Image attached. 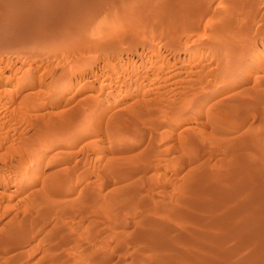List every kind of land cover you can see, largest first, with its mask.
Listing matches in <instances>:
<instances>
[{
	"label": "rangeland",
	"instance_id": "rangeland-1",
	"mask_svg": "<svg viewBox=\"0 0 264 264\" xmlns=\"http://www.w3.org/2000/svg\"><path fill=\"white\" fill-rule=\"evenodd\" d=\"M259 157L264 0H0V264H255Z\"/></svg>",
	"mask_w": 264,
	"mask_h": 264
},
{
	"label": "bare ground",
	"instance_id": "bare-ground-1",
	"mask_svg": "<svg viewBox=\"0 0 264 264\" xmlns=\"http://www.w3.org/2000/svg\"><path fill=\"white\" fill-rule=\"evenodd\" d=\"M83 1H84V0H83ZM147 1H148V0H147ZM85 2H86V1H85ZM126 2H127V1H126ZM149 2H150V1H149ZM194 2H195V1H194ZM89 4H90V3H89ZM147 4H148V3H147ZM134 5H135V4H134ZM98 8H100V7H98ZM83 9H84V8H83ZM12 10H13V9H12ZM141 10H142V9H141ZM69 11H70V10H69ZM139 11H140V10H139ZM133 12H134V11H133ZM161 12H162V11H161ZM175 12H176V11H175ZM167 13H168V12H167ZM132 14H133V13H132ZM5 15H6V14H5ZM8 15H9V14H8ZM116 15H117V14H116ZM118 15H119V14H118ZM14 16H15V15H14ZM66 17H67V16H66ZM117 17H118V16H117ZM145 17H146V16H145ZM129 18H130V17H129ZM149 19H150V18H149ZM244 19H245V18H244ZM27 20H28V19H27ZM139 20H140V19H139ZM22 21H23V20H22ZM9 22H11V21L9 20ZM132 22H133V21H132ZM153 23H154V22H153ZM188 23H189V22H188ZM7 24H8V23H7ZM74 24H75V23H74ZM76 24H77V23H76ZM27 25H28V24H27ZM67 25H68V24H67ZM11 27H12V26H11ZM50 27H51V26H50ZM69 28H70V27H69ZM103 29H104V28H103ZM117 29H118V28H117ZM125 29H126V28H125ZM125 29H124V30H125ZM105 30H106V29H105ZM158 30H159V29H158ZM131 31H132V30H131ZM150 32H151V31H150ZM150 32H149V33H150ZM159 32H160V31H159ZM81 34H82V33H81ZM158 34H159V33H158ZM37 35H38V34H37ZM216 35H217V34H216ZM79 36H80V34H79ZM218 36H219V35H217V37H218ZM89 37H90V36H89ZM215 37H216V36H215ZM62 38H63V37H62ZM146 38H147V36H146ZM60 40H61V39H60ZM107 40H108V39H107ZM211 40H212V38H211ZM76 41H77V40H76ZM141 41H142V40H141ZM87 42H88V41H87ZM137 42H138V41H137ZM139 42H140V41H139ZM64 43H65V42H64ZM170 43H171V41H170ZM61 44H62V43H61ZM133 44L136 45V43H131L130 45H133ZM173 44H174V43H173ZM54 46H55V45H54ZM171 46H172V45H171ZM61 47H62V46H61ZM38 50H39V49H38ZM59 50H60V49H59ZM61 52H62V51H61ZM240 55H241V54H240ZM84 56H85V55H84ZM242 56H244V55H242ZM85 57H86V56H85ZM244 57H245V56H244ZM239 58H240V57H239ZM242 61L245 63V61H246L245 58L241 57L240 59H238V62H241V63H242ZM65 79H66V78H65ZM251 103H252V102H251ZM260 115H261V114H260ZM254 148H255V147H254ZM236 154H237V153H236ZM251 154L253 155V154H255V152H253V153H251ZM256 154H258L257 151H256ZM256 154H255V156H257ZM260 154H261V153H260ZM258 155H259V154H258ZM246 156H248V155H245V157H246ZM250 156H251V155H250ZM253 156H254V155H253ZM253 156H252V157H253ZM259 156H260V155H259ZM252 157H250V160H248V161L253 160ZM251 158H252V159H251ZM257 158H258V156H257ZM259 158H261V157H259ZM242 159H243V158H242ZM248 159H249V158H248ZM254 159H256V157H255ZM261 160H264V158H261ZM261 160H260V161H261ZM248 161H243V162L241 161V163H238V164H240V166H241V164L243 165L245 162H248ZM260 161L257 159L256 162H258V165H259ZM253 162H254V161H252L251 163L254 165V163H256V162H254V163H253ZM261 162H262V161H261ZM249 163H250V162H249ZM249 163H247V166H248V167H250V166L252 165V164H251V165L249 166V165H248ZM245 164H246V163H245ZM261 164H263V163H261ZM261 164H260V167L262 168V166H264V165L261 166ZM235 165H236V164H235ZM253 165L251 166V170H253V169H252ZM243 166H244V165H243ZM243 166H241V167H243ZM247 166H246V167H247ZM237 167H238V166H237ZM248 167H247V168H248ZM254 167H255V166H254ZM256 167H258V166L256 165ZM244 168H245V166L243 167V169H244ZM236 169L239 170L240 167H238V168H236ZM243 169H240V170H243ZM254 169H255V168H254ZM256 169H258V168H256ZM259 169H260V168H259ZM245 170H248V169L245 168ZM263 170H264V168H263ZM263 170H262V171H263ZM259 171H261V169H260ZM243 172H244V171H241V173H243ZM256 172H258V170H256ZM256 172H255V170H254V173H256ZM234 173L236 174V171H235ZM234 173H233V174H234ZM238 173H240V172L237 171V174H238ZM260 173H261V172H260ZM260 173H258V174H260ZM213 174H214V173H213ZM233 174H231V176H232ZM235 174H234V175H235ZM246 174H248V173H246ZM252 174H253V171L251 172V174L248 175V176H249V178H248V176H246L245 173H244L245 177H247V179H249L250 181H251L250 178L253 176ZM258 174H256V175H258ZM234 175L232 176V181H233V177H234V180H235L236 178L238 179V177H239V179H240V178L243 179L242 174H239L238 177H236V178H235ZM240 175H241V177H240ZM254 175H255V174H254ZM228 176H230V175H228ZM250 176H251V177H250ZM260 176H262V174H260ZM263 176H264V173H263ZM255 177H256V176H255ZM211 178H213V177H211ZM211 178H210V179H211ZM230 178H231V177H230ZM260 178H261V177H260ZM224 179H225V178H224ZM224 179H223V180H224ZM228 179H229V177H228ZM239 179H238V180H239ZM258 179H259V178H258ZM258 179H257V180H258ZM218 180H219V179H218ZM226 180H227V178H226ZM226 180H225V181H226ZM238 180H237V181H238ZM245 180H246V179H245ZM253 180H256V179H254V177H253ZM263 180H264V179H263ZM209 181H210V180H209ZM235 181H236V180H235ZM235 181H233V184H234ZM239 181H240V180H239ZM246 181H247V180H246ZM250 181H249V182H250ZM260 181H262V180H260ZM228 182L230 183L229 186H231V182H230V181H228ZM240 182H243V181H240ZM251 182H252V181H251ZM254 182H255V181H253L252 183L254 184ZM256 182L258 183V181H256ZM220 183H221V182H220ZM226 183H227V182H225L224 184H226ZM235 183H236V182H235ZM244 183H245V182H244ZM257 183H256V184H257ZM259 183H260V182H259ZM227 184H228V183H227ZM242 184H243V183H242ZM242 184H241V189H244V187H242ZM245 184H246V183H245ZM247 184H248V183H247ZM247 184H246V186H248V187H250V188H251V186H253V184H252V185L250 184V186L247 185ZM263 184H264V183L259 184V186H256L257 188H255V187L253 186L252 188H253V189L255 188L254 191H253V193H254V197H253L251 194H249V193H250V190H249V192H247L249 196H247L245 200L247 201V198H248V197L251 198V196H252L254 199H258V201L260 200L261 202H260V201H259V202L262 203L263 207H260L261 205H260V206L257 205V206H259V207H258L259 210H261L260 208H263V209H262V210H263L262 212L264 213V185H263ZM218 185H219V184H218ZM222 185H223V184H222ZM235 185H236V184H234V186H235ZM237 185H238L239 188H240L239 183H237ZM189 186H190V185H189ZM201 186H202V185H201ZM206 186H207V185H206ZM206 186H205V187H206ZM214 186H215V184H214ZM243 186H244V185H243ZM246 186H245V188H246ZM212 187H213V186L211 185V188H212ZM208 188H209V187H208ZM213 188H214V187H213ZM213 188H212V189H213ZM215 188H216V187H215ZM215 188H214V189H215ZM217 188H218V187H217ZM228 188H229V187H228ZM250 188H248V189H250ZM184 189H185V188H184ZM184 189H183V190H184ZM197 189H198V188H197ZM205 189H207V188H205ZM225 189H227V185H226ZM225 189H222V190H225ZM231 189H232V187H230V192L232 191ZM233 189L235 190V191L233 190V191H234L233 193H230L229 196L227 195L228 197L225 196L227 199H229V201L232 200V202L236 201V199H235L236 197H235V196L238 195V197H239V194L242 193V192H240V191H239L240 193L238 192V190H239L238 187H237L238 190H237L235 187H234ZM253 189H252V190H253ZM210 190H211V189H210ZM216 190H217V189H216ZM236 190H237V191H236ZM246 190H247V189H246ZM194 191H195V190H194ZM203 191H204V190H203ZM208 191H209V190H208ZM211 191H212V190H211ZM213 191H214V190H213ZM228 191H229V190H228ZM244 191H245V190H244ZM247 191H248V190H247ZM185 192H186V191H185ZM200 192H201V194H202V191H200ZM214 192H215V191H214ZM216 193H217V192H215V194H213V192H212L213 197H214L213 199H216V201H218L217 204L219 203V201H220L221 198H222V200H223L224 203H225V200H226V199H225V200L223 199V198H225V197H223L222 193L219 192V188H218V193H219V194H218V193L216 194ZM247 193H245V196H246ZM251 193H252V191H251ZM180 194H181V193H180ZM182 194H183V193H182ZM197 194H198V193H197ZM212 194H209V195H212ZM225 194H226V193H225ZM243 194H244V193H243ZM243 194H242V195H243ZM186 195H187V194H186ZM207 195H208V194H207ZM240 195H241V194H240ZM211 197H212V196H211ZM238 197H237V198H238ZM205 198H206V197H205ZM243 198H244V197H242V199H243ZM206 199H207V198H206ZM213 199H212V200H213ZM234 199H235V200H234ZM242 199H238L239 202L236 201L234 204H236V203L240 204V203H241L240 200H241V201L244 200V199H243V200H242ZM207 200H208V199H207ZM207 200H204V202L206 201V204H207V203L209 204V202L212 201V200H210V198H209V200H210L209 202H208ZM222 200H221V201H222ZM245 200H244V203H243V204H246V205H247V203H246ZM249 200H250V199H248V201H249ZM251 200H252V198H251ZM251 200H250V201H251ZM198 201H200V200H198ZM201 201H202V204H203V205H202L201 203H200V204H199L198 202H197V203L199 204V206H200V205L204 206L203 200H201ZM201 201H200V202H201ZM213 201H214V200H213ZM216 201H215V202H216ZM221 201H220V202H221ZM226 201H227V200H226ZM229 201H228V202H229ZM248 201H247V202H248ZM255 201H256V200H255ZM258 201H257V202H258ZM252 202H253V201H252ZM259 202H258V204H259ZM210 203H211V202H210ZM221 203H222V202H221ZM224 203H222V204H224ZM250 203H251V202H250ZM195 204H196V203H195ZM206 204H205V205H206ZM211 204H212V203H211ZM211 204H210V205H211ZM213 204H214V203H213ZM228 204H229V203H228ZM228 204H227V207H228ZM234 204H232V205H234ZM241 204H242V203H241ZM243 204H242V205H243ZM185 205H186V204H185ZM214 205H216V204H214ZM229 205H231V204H229ZM246 205H245V207H246ZM248 205H249V204H248ZM248 205H247V206H248ZM252 205H253V203H252ZM188 206H189V205H188ZM195 206H197V204H196ZM202 206H200V207L202 208ZM206 206H207V205H206ZM211 206H212V205H211ZM222 206H223V205H222ZM236 206H238V205L233 206L232 210H234V207H236ZM193 207H194V206H193ZM193 207H192V208H193ZM208 207L210 208V206H208ZM212 207H213V206H212ZM214 207H215V206H214ZM214 207H213V208H214ZM218 207H219V206H218ZM225 207H226V206H225ZM225 207L223 206V208H225ZM243 207H244V206H243ZM243 207L241 206V207H240L241 209H240V208H236V209H238V210L240 209L239 213H240L241 211H247V210H246L247 208L242 209ZM250 207H254V206H251V205H250ZM203 208L205 209L206 207H203ZM203 208H202V211L204 210ZM215 208H217V207H215ZM223 208H221V210H222ZM229 208H230V210H231V207H229ZM248 208H249V206H248ZM199 209H200V208H199ZM199 209H198V210H199ZM211 209H212V208H211ZM254 209H255V208H254ZM256 209H257V208H256ZM256 209H255V210H256ZM132 210H133V209H132ZM192 210H193V209H192ZM200 210H201V209H200ZM215 210H216V209H215ZM215 210H214L213 212H215ZM221 210L219 209V211H221ZM223 210H224V209H223ZM227 210H229V209L226 208V210H225L226 212H223V213L226 214V213H227ZM238 210H237V211H238ZM259 210H258V211H259ZM155 211H156V210H155ZM206 211H207V210H206ZM206 211H205V212H206ZM216 211H217V210H216ZM234 211H235V210H234ZM252 211H254V210H252ZM256 211H257V210H256ZM256 211H255V212H256ZM200 212H201V211H200ZM217 212H218V211H217ZM232 212H233V211H232ZM232 212H230V213H232ZM235 212H236V211H235ZM247 212H248V211H247ZM182 213H183V212H182ZM185 213H186V212H185ZM190 213H191V212H190ZM190 213H189V214H190ZM201 213H202V212H201ZM203 213H204V212H203ZM203 213H202V214H203ZM211 213H212V212H211ZM211 213H210V214H211ZM215 213H216V212H215ZM215 213H214V215H215ZM219 213H220V212H219ZM221 213H222V212H221ZM223 213H222V215H220L219 217L223 216ZM233 213H234V212H233ZM239 213H236V215H238ZM241 213L243 214V212H241ZM241 213H240V214H241ZM249 213H250V212H249ZM249 213H248V214H249ZM251 213L253 214V212H251ZM258 213H259V212H258ZM163 214H164V213H163ZM216 214H217V213H216ZM227 214H228V213H227ZM227 214H226V215H227ZM234 214H235V213H234ZM256 214H257V212H256ZM256 214H255V216H253L254 214H253L252 216L255 218V217H256ZM261 214H262V213H261ZM261 214H259L258 217H260ZM177 215H178V214H177ZM207 215H208V214H207ZM211 215H212V214H211ZM211 215H210V216H211ZM217 215H218V214H217ZM217 215H216V216H217ZM243 215H244V214H243ZM199 216H200V215H199ZM199 216H198V217H199ZM224 216H225V215H224ZM229 216H231V215L229 214ZM234 216H235V215H233V216H231V217H234ZM239 216H240V215H239ZM239 216H236V217H239ZM250 216H251V215L249 214V215L246 216V217H248V219H249ZM202 217H203V215H202L200 218H202ZM206 217H207V216H206ZM236 217H235V218H236ZM258 217L256 218L257 220L255 219V221H256L255 224H254V223L252 224V222H251V224H246L245 219H243V220H244V222H245V225H247V226H249V225H251V226L254 225V226L251 227V228H253V229H257V230H258V231H256V234H257V232H262V238H261V239H258V240H257L258 237H257V238H254V239H250V237L253 238V237H256V236H252V234H251V235L249 236V238H248V237L246 236V233H247L246 231H248V229H247L246 231H245V230H242L243 232H244V231L246 232V233H244L246 238L244 239V238H243L244 236H243V237H242L243 239L241 238V240H239V244H240V246H246V245L248 246V245H250V249H252L251 246H253V247L256 248L257 250H259V248H261V247H262V248L264 247V218H262V220H260L261 217H260V219H259ZM262 217H263V216H262ZM192 218H193V219H197V218L194 217V215H193ZM207 218H208V217H207ZM216 218L219 219L218 217H216ZM222 218H223V217H222ZM222 218H221V219H222ZM224 218H226V217H224ZM242 218H243V217H242ZM244 218H245V217H244ZM185 219H186V217H185ZM190 219H191V217H190ZM193 219H192V220H193ZM210 219H211V220H214V217H213V219H212L211 217H209L208 220H205V219H204L205 221H203V222H204V223H206V222L211 223V222H210V221H211ZM227 219L229 220L230 218L228 217ZM258 219L260 220V222H259ZM197 220H200V219H197ZM228 220H226V221H228ZM234 220H235V219H234ZM236 220H238V219H236ZM251 220H254V219H251ZM216 221H217V220H216ZM224 221H225V220H224ZM224 221H223V222H224ZM226 221H225V223H226ZM230 221H231V220H229L228 223H229ZM257 221H258V222H257ZM191 222H192V221H191ZM194 222H196V220H195ZM203 222H202V223H203ZM217 222H221V223L223 224V222H222L221 220H220V221H217ZM232 222H234V221L232 220L231 223H232ZM240 222H243V221H241V219H240ZM240 222H238V223L240 224ZM204 223H203V224H204ZM212 223H213V222H212ZM234 223H236V222H234ZM234 223H233V224H234ZM247 223H248V222H247ZM200 224H201V223H200ZM206 224H208V223H206ZM206 224H205V225H206ZM218 224H219V223H218ZM222 224H220V225H222ZM201 225H202V224H201ZM208 225H209V224H208ZM210 225H212V224H210ZM215 225H216V224H215ZM215 225L213 224L212 226H215ZM235 225H236V224H234V226H235ZM242 225H243V223L241 224V226H242ZM223 226L225 227L226 225H223ZM223 226H222V228H223ZM228 226H229V224H228ZM237 226H238V225H237ZM241 226H239V227H241ZM153 227H154V226H153ZM165 227H167V226H165ZM208 227H210V226H208ZM217 227H218V226H217ZM220 227H221V226H220ZM220 227H219V228H220ZM229 227H230V226H229ZM235 227H236V226H235ZM235 227H234V228H235ZM205 228H206V227H205ZM232 228H233V227H232ZM234 228H233L232 230L230 229L231 231L226 233V232H225V231H226V227H225V231H224V232L226 233V241H227V243H229L228 241H231V240L233 239V238H232L233 235H234L233 233H235V232L237 233V230H239L238 232H240V229H241V228L245 229L246 226H243V227H241L240 229H238V227H237V230H236V231L234 230ZM248 228H250V226H249ZM153 229H154V228H153ZM159 229H160V228H159ZM192 229H193V228H192ZM198 229H199V228H198ZM210 229H211V228H210ZM213 229H214V227H213ZM215 229H216V228H215ZM253 229H252V230L249 229V230L253 231ZM162 230H163V229H162ZM165 230H166V228H165ZM228 230H229V229H228ZM184 231H185V230H184ZM199 231H200V230H199ZM221 231H223V230L221 229ZM221 231H220V233H221ZM254 231H255V230H254ZM254 231H253V232H254ZM166 232H167V231H166ZM209 232H210V231H209ZM146 233H147V232H146ZM173 233H174V232H173ZM207 233H208V232H206L205 236H207ZM212 233H213V232H212ZM248 233H250V231H249ZM248 233H247V235H248ZM163 234H165V233H163ZM202 234H203V233H201V234H199V235H202ZM208 234H209V233H208ZM238 234H239V233H238ZM238 234H237V235H238ZM244 234H243V235H244ZM253 234L255 235V233H253ZM260 234H261V233H260ZM209 235H210V234H209ZM211 235H212V234H211ZM215 235H216V237H217V235H219V234H215ZM215 235H213V236H215ZM220 235H221V237H222V236L225 235V234L223 233V235H222V234H220ZM220 235H219V236H220ZM237 235H236V236H237ZM135 236H136V235H135ZM150 236H151V235H150ZM205 236H203V237H205ZM238 236H240V235H238ZM241 236H242V234H241ZM175 237H176V236H175ZM178 237H179V236H178ZM180 237H181V236H180ZM189 237H190V236H189ZM197 237H198V236H197ZM201 237H202V236H201ZM216 237H215L214 239H216ZM259 237H260V235H259ZM156 238H157V237H156ZM160 238H161V237H159V239H160ZM183 238H184V236H183ZM183 238H182V239H183ZM205 238H206V237H205ZM207 238H208V237H207ZM207 238H206V240H207ZM211 238H212V237H211ZM222 238L225 239L224 237H222ZM144 239H145V238H144ZM161 239H162V238H161ZM182 239H181V240H182ZM184 239L187 240L188 237H187V238H184ZM209 239H210V238H209ZM217 239H218V238H217ZM217 239H216V240H217ZM223 239L220 240V243H221V242H225V240H223ZM236 239H237V237H236ZM74 240H75V239H74ZM146 240H147V238H146ZM149 240H151V239H149ZM154 240H155V239H154ZM164 240H165V239H163V241H164ZM173 240H174V239H173ZM185 240H183L182 242H184ZM191 240H192V239H191ZM234 240H235V239H234ZM237 240H238V239H237ZM135 241H136V240H135ZM155 241H156V240H155ZM155 241H153V242H155ZM160 241H162V240H160ZM165 241H166V240H165ZM165 241H164V242H159V241H158V244H160V246H162L161 248H164V246H165V248H168V247H169V244H168L169 242L167 243V242H165ZM171 241H172V240H171ZM178 241H179V239H178ZM189 241H190V240H189ZM235 241H236V240H235ZM146 242H147V241H146ZM151 242H152V241H151ZM200 242H201V240H200ZM205 242H207V241H205ZM214 242H215V241H214ZM217 242H219V240H217ZM236 242H238V241H236ZM144 243H145V242H144ZM144 243H143V244H144ZM165 243H166V244H165ZM170 243H171V242H170ZM186 243H187V241H186ZM193 243H195L194 240H193ZM193 243L188 242L187 245L189 246V244L192 245ZM197 243H198V242H197ZM210 243H212V242L210 241ZM210 243H209V244H210ZM231 243H232V244H235V242H233V241H231ZM175 244H176V243H175ZM184 244H185V242H184ZM198 244L200 245V243H198ZM201 244H204V242L201 243ZM207 244H208V243L205 244V245H206L205 248H204V247H202V248H204L205 250L208 249V251H209V250H211V249L209 248V247L211 246V244L208 245V247H207ZM178 245H179V244H178ZM191 245H190L189 247H191ZM194 245L196 246V244H193V245H192V248H193V247L195 248ZM199 245H198V246H199ZM213 245H214V244L212 243V246H213ZM221 245H223V244H221ZM225 245H226V244H225ZM228 245H229V244H228ZM237 245H238V244H237ZM75 246H76V245H75ZM157 246H158V245H157ZM157 246H156V247H157ZM167 246H168V247H167ZM172 246H173V245H172ZM172 246L170 245V247H172ZM174 246H175V245H174ZM188 246H187V247H188ZM198 246H197V248H198ZM200 246H201V245H200ZM202 246H204V245H202ZM214 246H215V245H214ZM214 246H213V247H214ZM223 246H224V245H223ZM226 246H227V245H226ZM231 246H232V245H231ZM231 246H227V247L230 248V250H231ZM80 247H81V246H80ZM136 247H137V246H136ZM184 247H186V246H184ZM213 247H211V248H213ZM217 247H218V246H217ZM217 247H214L213 250L215 251V249H216ZM219 247H220V246H219ZM197 248H196V249H197ZM222 248H223V247H222ZM232 248H233V247H232ZM240 248H243V247H240ZM156 249H157V248H156ZM168 249H169V248H168ZM177 249H178V248H177ZM184 249H185V248H184ZM198 249H199V248H198ZM204 249H200V250H202V253H203V250H204ZM219 249H220V248H219ZM224 249H226V247H225ZM236 249H237V248H236ZM238 249H239V248H238ZM256 249H255V250H256ZM263 249H264V248H263ZM217 250H218V248H217ZM220 250H221V249H220ZM220 250H219V251H220ZM226 250H227V249H226ZM226 250L224 251L225 253H226ZM234 250H235V249H234ZM234 250H233V251H234ZM186 251H187V249H186ZM219 251H218V252H219ZM222 251H223V250H222ZM231 251H232V250H231ZM235 251H236V250H235ZM241 251H242V249H241ZM241 251H240V252H241ZM245 251H247V250H245ZM249 251H251V250H249ZM261 251H262V250H261ZM174 252H175V251H174ZM198 252H199V251H198ZM215 252H216V253H215L216 255H217V254L219 255V253H217V251H215ZM224 252H223V253H224ZM227 252H228V250H227ZM247 252H248V251H247ZM258 252H259V251H258ZM258 252H256V253H258ZM220 253L223 254L221 251H220ZM228 253H229V254H226V258L228 259V261L226 260V263L224 262V264H235V263H236V259L238 260V264H239V262H242V264H244L243 262H246V263H247V260L249 261V259H250V257H249L250 255L248 256L249 259H247V257H243L242 254H240V255L242 256V258L238 257V256H237V253H239L238 251H236V254H235V255L237 256V258H234V257H235L234 254L231 255L230 251H229ZM244 253H246V252H244ZM244 253H243V254H244ZM251 253H252V252H251ZM246 254H247V253H246ZM248 254H250V253H248ZM178 255H179V254H178ZM183 255H184V254H183ZM197 255H198V254H197ZM224 255H225V254H224ZM224 255H223V256H224ZM230 255L232 256L231 259L234 258L233 260H231L232 262H230V259H229V258H230ZM240 255H239V256H240ZM251 255H252V254H251ZM259 255H261V253L258 254V256H259ZM99 256H100V255H99ZM181 256H182V255H181ZM184 256H185V257H184ZM184 256H183V257L186 258V255H184ZM187 256H188V255H187ZM190 256H191V258L193 257L192 255H189L188 257H190ZM201 256H202V255H201ZM212 256H214V255H212ZM219 256L221 257V255H219ZM219 256H217V257H219ZM223 256H222V257H223ZM233 256H234V257H233ZM245 256H247V255H245ZM222 257H221L220 260H222ZM251 257H252V256H251ZM254 257H255V256H254ZM141 258H142V257H141ZM167 258H168V257H167ZM179 258H181L180 255H179ZM179 258H177V259H179ZM198 258H199V257H198ZM202 258H203V257H202ZM205 258H206V256H205ZM213 258H214V257H213ZM215 258H216V257H215ZM211 259H212V258H211ZM255 259H256V258H255ZM140 260H141V259H140ZM168 260H169V259H168ZM172 260H173V259H172ZM183 260H185V259H183ZM187 260H189V259H187ZM187 260H185V261H187ZM205 260H206V259H204V263H205ZM207 260H208V258H207ZM207 260H206V263H205V264H212V262H211L212 260H211V261H210V260L207 261ZM213 260H214V259H213ZM215 260H216V259H215ZM220 260H218V261H220ZM253 260H254V259H253ZM195 261H196V260H195ZM251 261H252V260H251ZM254 261H255V260H254ZM152 262H154V261H152ZM172 262H173V261H170V264H171ZM175 262H176L175 264H177L178 261H175ZM180 262H183V261H179V263H180ZM192 262L194 263L193 260H192ZM199 262H200V261H199ZM214 262H215V261H214ZM216 262H217V261H216ZM222 262H223V260H222ZM222 262H221V264H222ZM249 262H250V261H249ZM138 263H140V262L138 261ZM188 263H190V262H188ZM193 263H192V264H193ZM201 263H202V262H201ZM157 264H158V263H157ZM180 264H181V263H180ZM183 264H187V263L184 262ZM198 264H199V263H198ZM247 264H248V263H247ZM251 264H254V263L252 262ZM255 264H264V259H263V257L260 256L259 258H257V260L255 261Z\"/></svg>",
	"mask_w": 264,
	"mask_h": 264
}]
</instances>
